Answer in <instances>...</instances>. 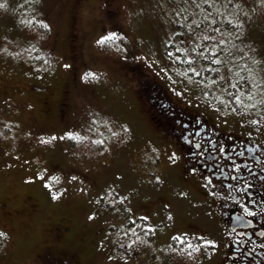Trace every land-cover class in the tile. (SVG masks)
Wrapping results in <instances>:
<instances>
[{
    "label": "rangeland",
    "instance_id": "1",
    "mask_svg": "<svg viewBox=\"0 0 264 264\" xmlns=\"http://www.w3.org/2000/svg\"><path fill=\"white\" fill-rule=\"evenodd\" d=\"M218 2L224 15L216 19L231 33L216 34L225 40L217 49L224 61L219 74L232 77L236 60L264 79V0H234L243 8L237 10L242 29L226 22L237 20L232 5ZM0 4V264H48L47 250L77 264H167L158 253L169 242L166 235L185 220L195 230L206 203L181 187L179 170L169 167L173 154L166 155L164 138L157 142L130 66L142 65V74L188 112L222 122L235 118L258 130L244 122L258 118L256 109L248 116L232 113L214 98L229 99L219 85L203 89L189 82V67L199 70L208 61L192 51L194 34L184 42L176 35L181 29L172 10L183 0ZM109 35L116 39L106 40ZM176 47L188 49L181 58L195 63L174 62L167 53ZM169 193L179 222L160 213L157 202L147 208L153 213H144L146 194L172 201Z\"/></svg>",
    "mask_w": 264,
    "mask_h": 264
},
{
    "label": "flooded vegetation",
    "instance_id": "2",
    "mask_svg": "<svg viewBox=\"0 0 264 264\" xmlns=\"http://www.w3.org/2000/svg\"><path fill=\"white\" fill-rule=\"evenodd\" d=\"M142 87L159 103L162 130L158 133L165 139L167 151L175 155V159L169 160L179 170L183 188L193 191L206 203L196 231L190 230L184 219L180 233L166 235L170 243L163 252L162 262L264 264V127L248 130L236 122H222L217 116L207 118L188 112L173 101L164 105L158 89ZM218 146H223L225 151H218ZM236 165L240 166L239 170ZM231 176L239 179L232 180ZM245 177L252 183L247 193L234 190L233 186L244 187ZM209 179L211 184L207 183ZM166 202L165 198L159 199V203H165V212L169 208ZM241 204H246L255 215H247ZM174 241L176 244L171 243ZM205 241L216 246L207 247ZM188 243L199 247V251L189 255L192 250Z\"/></svg>",
    "mask_w": 264,
    "mask_h": 264
},
{
    "label": "snow or ice",
    "instance_id": "3",
    "mask_svg": "<svg viewBox=\"0 0 264 264\" xmlns=\"http://www.w3.org/2000/svg\"><path fill=\"white\" fill-rule=\"evenodd\" d=\"M160 0H158V3ZM225 8L227 5H232V14L237 16V20L231 18H226V22L232 25L236 29H242L244 27V22L238 19L239 11H243V8L239 2H234V0H223ZM183 7L173 8L172 16L175 22L179 25L181 31H178L176 35L181 36L182 42L183 37L186 34L192 35L193 47L192 51L197 54L198 57L205 58L208 61L207 67H201L199 70L195 67H189L185 72L188 76L189 82L195 83L197 86L203 85V89L211 87V85H219L220 90L226 93L229 97L228 100H221L218 97H214L218 103H221L226 109H229L232 113L237 115L248 116L251 114L253 109H256L257 119H248L244 121L247 124L255 126L257 129L264 127V115H261V111H264V79L257 80L256 73L253 72L251 68L248 67L247 63L239 64L236 60H233V65L238 69L233 73L232 77L225 78V76L220 75V65H222L223 58L217 49H221L222 45L225 44L224 39L217 40L216 34L221 36L230 37L231 33L223 32L219 25L225 23V20L218 21L216 15L223 16L224 13L220 10V3L218 0H183ZM0 7H4L0 4ZM191 9V11H189ZM247 16V13H244ZM29 24L32 21H28ZM41 27L47 29L48 25L46 23H41ZM198 30V31H197ZM238 36L239 33H236ZM114 35H109L106 40H115ZM104 41H101L103 43ZM171 47V45H169ZM188 49L175 48V52L169 51L167 55L176 60H180L183 63L192 65L195 63L192 59H182V55L186 53ZM176 53H181V55H176ZM253 63H260L259 61L253 60ZM213 65L217 67H212ZM232 72V69L229 68ZM212 73V76H206L204 73ZM246 73V74H242ZM199 77V79H195ZM202 89V90H203ZM208 93L205 92V96ZM219 111V109H216ZM251 135V133L249 134ZM55 139V138H53ZM47 142V141H45ZM218 151L224 152L223 146H218ZM170 159H175L173 154ZM235 168L239 170L240 166L236 165ZM230 179L238 180L237 176H231ZM264 179V177H262ZM245 183L243 188H236L234 190H239L247 193L248 188L252 186L251 181L247 177L244 178ZM208 184H211V179L208 180ZM57 198V197H54ZM243 211L250 216H254L255 212H251L246 204H241ZM171 218V217H169ZM4 233L0 232V237H3ZM180 243H185V241L176 237ZM205 246L214 248L216 245L212 242L205 241ZM264 246V245H262ZM128 247H131L129 245ZM187 247L191 249L188 254L191 255L192 252L199 251V247H193L191 243H188Z\"/></svg>",
    "mask_w": 264,
    "mask_h": 264
},
{
    "label": "trees",
    "instance_id": "4",
    "mask_svg": "<svg viewBox=\"0 0 264 264\" xmlns=\"http://www.w3.org/2000/svg\"><path fill=\"white\" fill-rule=\"evenodd\" d=\"M138 67H139L138 69L136 68V66L131 67V69H133L134 74L136 76V80L138 82L137 85H138V89H139V94L149 102V110H150L149 116H151V119L153 120L155 125L158 127V130L161 131L162 130V127L160 126L161 125V119H160V116L158 115L159 109L156 107L155 104H153L151 102L152 98L150 96H148L147 93H145L146 91L144 92L142 90V87H140V85H142V83H144L145 85L149 86L150 88L152 86H154L155 89H158L159 86L156 85L155 81L151 77L142 74L143 73L142 67H140V66H138ZM159 94L162 95V99L164 100V102H167V104H168V102H171L172 99L170 98V96L166 92L163 91V89H161V92ZM55 257H57V256H55ZM63 262L66 264H75V262L70 258L64 259Z\"/></svg>",
    "mask_w": 264,
    "mask_h": 264
},
{
    "label": "crops",
    "instance_id": "5",
    "mask_svg": "<svg viewBox=\"0 0 264 264\" xmlns=\"http://www.w3.org/2000/svg\"><path fill=\"white\" fill-rule=\"evenodd\" d=\"M138 186H139V187H142V188H146L147 185H146V183H144L143 186H142V184H139ZM149 195H150V194H146V199H148ZM146 199H143V200H146ZM102 208H103V207H102ZM105 211H107V210H105ZM57 227H58V226L54 227V231H55V236H56V238L60 237V236H59L60 234H58V236H57V234H56V231H57L56 229H57ZM57 232H58V231H57Z\"/></svg>",
    "mask_w": 264,
    "mask_h": 264
}]
</instances>
